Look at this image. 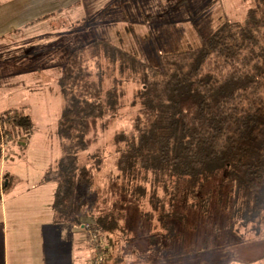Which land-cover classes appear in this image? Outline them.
Masks as SVG:
<instances>
[{
  "label": "rangeland",
  "instance_id": "rangeland-1",
  "mask_svg": "<svg viewBox=\"0 0 264 264\" xmlns=\"http://www.w3.org/2000/svg\"><path fill=\"white\" fill-rule=\"evenodd\" d=\"M253 6L254 0H67L61 14L51 16L52 23H56L50 30L51 44L61 39L60 45L53 44L43 59L32 54L23 61H0V117L18 110L32 123L28 133L16 131L15 138L7 139L5 153L0 157L1 162L8 161L5 172L11 178L10 186L0 191V202L6 203L3 209L16 219L28 220L21 222L18 230L33 234L70 231L75 227L69 219L56 220L51 207L56 183L46 179L57 170L62 157L57 130L64 99L58 81L75 49L102 39L118 48L120 63L127 66L128 72L118 75L119 62L112 65L101 58L105 72L103 90L111 85L112 75L117 76L122 97L116 114L99 123L97 143L79 154V163L93 168L98 202L105 200L111 208L121 197L122 218L116 231L95 233V250L80 228L84 233L80 251L91 255L93 264H199L211 255H193V251L225 250L228 254L223 257L229 258L234 250L231 246L243 245L244 250L253 252L243 254L244 259L238 250L235 255L243 258L242 264H264V219L252 221L254 212L248 211L246 202L239 204L242 201L231 185L215 178L204 184L198 204L191 198L184 201L186 185L174 177L155 180L151 172L141 171L137 179L131 180L119 173L116 162L118 149L123 146L114 142L116 136L128 134L132 128L131 120L139 106L135 92L145 72L143 64L156 66L160 54L197 48L222 22L243 23ZM59 29L66 31V38L63 34L55 38ZM34 55L37 59H33ZM96 156L101 158L98 169ZM2 168L0 163V171ZM140 190L145 197H135ZM242 210L244 213H240ZM176 214L186 217L177 216L179 220H175ZM35 218L45 221L38 223ZM169 224L174 225L172 231L166 230ZM62 240L66 244L51 239V257L65 250L70 255L67 239Z\"/></svg>",
  "mask_w": 264,
  "mask_h": 264
},
{
  "label": "trees",
  "instance_id": "trees-1",
  "mask_svg": "<svg viewBox=\"0 0 264 264\" xmlns=\"http://www.w3.org/2000/svg\"><path fill=\"white\" fill-rule=\"evenodd\" d=\"M118 55V48L102 39L70 54L58 81L64 99L57 130L62 157L57 170L46 176L56 183L51 206L56 220L69 219L75 227L88 224L98 235L118 229L123 200L118 198L111 208L105 200L98 202L93 168L80 165L79 154L97 143L101 120L119 109V81L112 75L111 85L103 90L101 63V58L112 65L119 62L118 75H124L127 66ZM143 67L132 128L114 140L123 146L118 149V172L131 180L141 171L151 172L155 180L174 177L186 185L183 200L191 198L194 204L202 201L204 184L219 178L235 189L239 204L246 202L254 212L252 221L262 222L264 0H254L243 23L224 21L197 48L160 54L156 66ZM31 129L28 116L7 112L0 117V142L3 136L15 138L16 131ZM100 164L96 156L97 169ZM9 186L0 185V190ZM141 194L135 197H145ZM173 228L169 224L166 230ZM90 241L95 250V237Z\"/></svg>",
  "mask_w": 264,
  "mask_h": 264
},
{
  "label": "crops",
  "instance_id": "crops-1",
  "mask_svg": "<svg viewBox=\"0 0 264 264\" xmlns=\"http://www.w3.org/2000/svg\"><path fill=\"white\" fill-rule=\"evenodd\" d=\"M66 5L67 0H64L63 3L62 0H0V61H17L18 59H20L18 61H23L29 57L28 55L31 56L32 54H38L37 56H40L39 59H43L46 51L50 54L52 45H58L62 42L61 39H59V42L51 44V40H53L50 33L51 26L56 25V23H52L51 16L56 12L61 14L62 7L65 6L66 8ZM62 34L63 37L66 38V31L62 32V30L59 29V32H56L55 38H57V35L62 37ZM13 52L16 53L12 54ZM34 56L33 59H37V56ZM7 162V160L0 161L3 165L0 171V185H5L11 180L10 176L5 172V165ZM5 175L8 176L6 179ZM0 191L3 192V190ZM3 206L6 207V203L3 204L1 200L0 264H93L91 255H84L80 251L82 246H84V237L82 235L84 233H82L78 227H72L70 231L47 230L33 234L30 232H20L17 227L21 226V222H28L27 218L16 219L14 215H7ZM184 215L186 217V214ZM35 219L38 223L45 221L37 218ZM50 219L51 217L46 221H50ZM29 221L34 222L32 219ZM52 238L64 244L66 243L62 239L66 238L70 255L67 253V250H65L66 252L63 254L59 252L55 258L51 257L50 244ZM172 240L174 241L175 238ZM90 247L94 250V246ZM231 248L234 249L232 252L234 255L229 254L231 258L229 256V258L223 257V255L228 254L224 252L225 250L193 251V255L204 253H208L206 255H211L210 258L204 259L203 263L199 264H242L241 261L243 258L245 259L243 254L250 255L253 252L249 248L244 250L243 245H241V247L231 246ZM238 250L239 255L243 258L235 255L238 254ZM253 250L259 253L258 249ZM163 252L164 251H162V253ZM165 252L169 253L168 250H165ZM222 258L226 260L230 259L231 261L227 263L223 261ZM139 263L140 262H134L128 264ZM120 264L127 263L122 262Z\"/></svg>",
  "mask_w": 264,
  "mask_h": 264
},
{
  "label": "built area",
  "instance_id": "built-area-1",
  "mask_svg": "<svg viewBox=\"0 0 264 264\" xmlns=\"http://www.w3.org/2000/svg\"><path fill=\"white\" fill-rule=\"evenodd\" d=\"M8 137L7 136H3L0 142V153L1 155L3 153H5V142H7ZM82 229L85 231V233H87V235L89 236L90 239H93L95 237V233L92 231V228L88 225V224H82L79 226V229Z\"/></svg>",
  "mask_w": 264,
  "mask_h": 264
},
{
  "label": "bare ground",
  "instance_id": "bare-ground-1",
  "mask_svg": "<svg viewBox=\"0 0 264 264\" xmlns=\"http://www.w3.org/2000/svg\"><path fill=\"white\" fill-rule=\"evenodd\" d=\"M3 186V185H2Z\"/></svg>",
  "mask_w": 264,
  "mask_h": 264
}]
</instances>
